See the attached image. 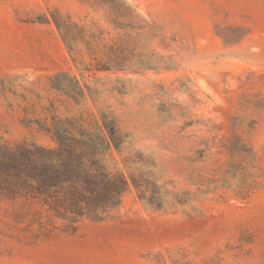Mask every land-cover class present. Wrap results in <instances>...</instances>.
<instances>
[{"label": "rangeland", "instance_id": "obj_1", "mask_svg": "<svg viewBox=\"0 0 264 264\" xmlns=\"http://www.w3.org/2000/svg\"><path fill=\"white\" fill-rule=\"evenodd\" d=\"M110 1L152 25L160 69L77 70L52 14L116 34ZM59 72L85 96L55 89ZM102 114L121 205L67 226L0 198V264H264V0H0V138L55 146L56 120L94 132Z\"/></svg>", "mask_w": 264, "mask_h": 264}, {"label": "trees", "instance_id": "obj_2", "mask_svg": "<svg viewBox=\"0 0 264 264\" xmlns=\"http://www.w3.org/2000/svg\"><path fill=\"white\" fill-rule=\"evenodd\" d=\"M107 8L108 21L116 34L97 21L76 20L60 11L52 14L77 70L83 75L87 71L160 69L162 56L155 49L148 50L144 43L145 32L152 25L141 24L131 7L122 8L110 1ZM51 83L74 98L85 96L76 75L59 72L51 77ZM102 119L94 132L72 119L56 120L48 128L55 146L0 138V198L29 201L45 210L52 220L67 226H76L85 219H108L121 205L130 181L107 161L112 147L120 151L122 139L117 122L106 114ZM131 179L140 189L137 180Z\"/></svg>", "mask_w": 264, "mask_h": 264}]
</instances>
